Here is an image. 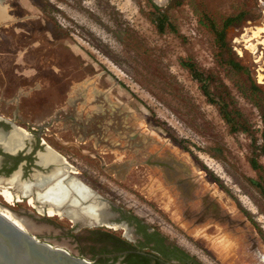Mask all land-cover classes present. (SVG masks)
Segmentation results:
<instances>
[{"label": "rangeland", "instance_id": "374dc122", "mask_svg": "<svg viewBox=\"0 0 264 264\" xmlns=\"http://www.w3.org/2000/svg\"><path fill=\"white\" fill-rule=\"evenodd\" d=\"M96 6L99 18L93 19L72 0H0L7 35L16 38L13 30L20 27L32 31L20 32V47L0 41V67L18 76L17 67L26 76L30 68L60 66L63 76L90 83L84 84L89 99L93 87L106 93L118 114H127V123L150 137L144 140L152 151H168L191 166L200 188L226 191V203L247 212L264 240V157L258 150L264 127V0H96ZM17 11L22 21L8 15ZM229 17L234 21L224 27ZM182 61L209 76L215 102ZM223 104L234 116L230 122L221 115ZM66 151L77 158L72 148ZM88 154L86 177L101 193L110 186L120 206L155 222L188 254L211 261L195 244L197 236L162 216L154 176L113 182ZM217 242L227 253L234 245L225 238Z\"/></svg>", "mask_w": 264, "mask_h": 264}, {"label": "flooded vegetation", "instance_id": "af4514ba", "mask_svg": "<svg viewBox=\"0 0 264 264\" xmlns=\"http://www.w3.org/2000/svg\"><path fill=\"white\" fill-rule=\"evenodd\" d=\"M8 15L18 16L22 21L20 11ZM6 22L7 18L0 22V41L3 45L14 41L20 47L23 42L20 32L31 34L32 31L20 27L13 30L17 31V37L11 38L8 31L3 30ZM30 69L34 70L32 74L22 76L25 73L16 67L14 72L18 76H11L0 67V136H8L12 131L25 135L22 148L12 152L0 141V178H9L18 172L21 180L33 182L34 174L47 175L54 169L56 175L67 171V177L76 178L92 191L88 199L78 200L77 205L72 203L76 196H68L62 210L72 209V217L49 214L50 205L37 199V191L45 187L33 186L31 195L35 204L25 195L10 204L0 194V206L11 210L33 234L100 264H206L199 254H188L177 240L166 236L155 222L149 224L133 210L112 200L110 186H107L110 191L102 188L105 193H101V186L95 187L86 177L84 162L89 153L99 170L113 182L133 184V181L154 176L162 216L181 223L189 237L197 236L195 244L211 259L207 264H213L212 261L217 264H264V240L256 224L239 205L232 209V205L226 203L229 201L226 191H221L220 195L218 190L214 193L215 189L200 188V176L196 177L191 166L173 153L170 156L165 155V151L158 153L162 163L154 168L149 165L147 160L156 151L147 146L144 140L148 139L147 134L133 129V125L127 123L128 115H119L106 93L93 87L94 93L89 99L84 86L90 85L89 82L63 76L65 69L60 66ZM114 113L118 117H114ZM47 145L66 158L67 170L62 165L43 166L39 162L38 153ZM87 147L96 151L92 153ZM71 148L77 158L66 151ZM258 150L264 157V127ZM258 171L262 175L261 169ZM98 179L102 180L99 176ZM10 189L15 191V188ZM39 205H44L45 211L41 212ZM82 207L95 209L100 219L83 211ZM165 222L158 221L160 225ZM194 232H198L197 235ZM221 238L233 242L229 253L214 246L213 243Z\"/></svg>", "mask_w": 264, "mask_h": 264}, {"label": "bare ground", "instance_id": "6f19581e", "mask_svg": "<svg viewBox=\"0 0 264 264\" xmlns=\"http://www.w3.org/2000/svg\"><path fill=\"white\" fill-rule=\"evenodd\" d=\"M72 2L79 10V13L85 14L93 19H96L97 17L99 18L98 13L96 12L97 10L95 9V7H97L96 0H72ZM2 15L3 12L0 11V17ZM84 22L87 23L86 21ZM262 28H260L259 30L262 31ZM258 32L259 31L256 32V35H259L257 34ZM24 137L25 135L20 131H12L8 136H0V141L4 144V147L6 149H8L9 151L11 150L12 152L16 151L19 147L22 148V146L24 145ZM38 155L39 162L43 166L52 164L56 166L62 165L64 167L63 169L67 170L66 158L51 145H47L46 149L39 152ZM61 169L62 168H60L59 170ZM56 172L57 171L54 172V169H52L51 174L49 173L47 175H44L39 173L37 175L36 173L34 174L35 178L33 182H24L23 180H21L19 176L20 174L18 172H16L9 178H0V194L4 197L6 202L10 204H14L17 200H20L22 195L28 196L29 202L35 204L34 196L31 195L33 186H37L38 188L45 187L44 190L37 191V199L43 203H48L50 205L48 208L49 214H68L71 216V214L74 213L72 209L62 210V205L66 202L68 196L75 195L76 197L73 198L72 203L74 205H77L79 204L78 200L88 199L92 195V191L87 185L77 180L76 178L67 177V171L64 172V174L59 175H56ZM64 178H66L65 181H63ZM10 188H15V191L11 190ZM37 207L41 212L45 211L44 205H39ZM82 209L83 211L93 213V216H96L98 219H100V216L97 215L95 209H88L87 207H82ZM0 211H2L7 217L17 223L21 228L26 229L22 220L17 218L11 212V210L6 207L0 206Z\"/></svg>", "mask_w": 264, "mask_h": 264}, {"label": "water", "instance_id": "95a60500", "mask_svg": "<svg viewBox=\"0 0 264 264\" xmlns=\"http://www.w3.org/2000/svg\"><path fill=\"white\" fill-rule=\"evenodd\" d=\"M150 137H148L149 139ZM152 144V143H151ZM150 154L147 163L160 165L158 153ZM165 155H172L165 151ZM174 157V156H172ZM103 168L106 169L104 166ZM109 171V169H106ZM197 176V175H196ZM0 264H100L72 254L67 249L39 239L27 229L21 228L0 211Z\"/></svg>", "mask_w": 264, "mask_h": 264}, {"label": "trees", "instance_id": "16d2710c", "mask_svg": "<svg viewBox=\"0 0 264 264\" xmlns=\"http://www.w3.org/2000/svg\"><path fill=\"white\" fill-rule=\"evenodd\" d=\"M234 21V17H229L227 18L224 23H223V26L224 27H227L229 26L231 23H233ZM164 23V20H160V22L158 23L159 25V29H164L163 24ZM181 64L188 68L192 77L195 78L197 81L200 82V85H201V89L203 91V93L205 94V96L208 97L209 101L210 102H215L214 98L211 97V91H210V79H209V76H205L203 73L199 72L198 69L195 67V65L193 63H190V62H181ZM227 109V106L225 104H223L221 106V115L223 116V118L225 120H227L228 122L232 121L234 119V116L232 115V112H229V111H226ZM252 166L256 169H258V164L257 163H254L252 162Z\"/></svg>", "mask_w": 264, "mask_h": 264}, {"label": "crops", "instance_id": "0c3cea01", "mask_svg": "<svg viewBox=\"0 0 264 264\" xmlns=\"http://www.w3.org/2000/svg\"><path fill=\"white\" fill-rule=\"evenodd\" d=\"M3 14H4V13H3ZM2 16H3V15H2ZM2 16H1V17H2Z\"/></svg>", "mask_w": 264, "mask_h": 264}]
</instances>
